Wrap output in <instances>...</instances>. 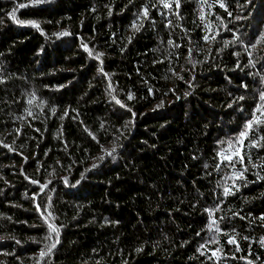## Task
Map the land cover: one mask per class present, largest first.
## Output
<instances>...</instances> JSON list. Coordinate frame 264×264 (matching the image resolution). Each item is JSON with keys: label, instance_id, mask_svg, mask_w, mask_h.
I'll use <instances>...</instances> for the list:
<instances>
[{"label": "trees", "instance_id": "1", "mask_svg": "<svg viewBox=\"0 0 264 264\" xmlns=\"http://www.w3.org/2000/svg\"><path fill=\"white\" fill-rule=\"evenodd\" d=\"M27 2L0 0V264H264V0Z\"/></svg>", "mask_w": 264, "mask_h": 264}, {"label": "snow or ice", "instance_id": "2", "mask_svg": "<svg viewBox=\"0 0 264 264\" xmlns=\"http://www.w3.org/2000/svg\"><path fill=\"white\" fill-rule=\"evenodd\" d=\"M43 2H44V0H28L27 3H20V4H18L17 5V9L18 8L28 7L30 4L31 5H38V4L43 3ZM164 6L165 7H170V5L167 4V3H165ZM177 7H179V4L178 3H177ZM220 7L225 8V5H224L223 2L220 3ZM225 10H227V9L225 8ZM144 15L147 16V11H145ZM229 15H231V13H229ZM12 19H14V20L16 19V17H15V11L12 13ZM18 22L23 23V21H18ZM28 23L32 24V26H34L36 28H39V25L37 23L33 22V21H29ZM134 27H135V25H134ZM136 30L139 31V28H136ZM67 34L68 33H66V32L65 33H60V35H67ZM204 39L207 41L208 40V37L205 36ZM237 39H239V38L237 37ZM262 42H264V34L260 35V38L258 40H256L255 43H253L252 45H250V47L256 48L257 45L261 44ZM168 43L171 44L172 41H169ZM225 47H227V44L225 45ZM85 48H87L86 45H85ZM253 66H255V65H253ZM0 83H3V81L0 80ZM131 98L132 97L130 96L129 99H131ZM239 99L242 100L243 97L241 96V97H239ZM259 100L261 101V103L258 104L254 108L253 118L247 122V125H246L247 130L244 131V132H241V134H240L241 135V138L247 137L248 131H250L253 128V125L254 124L259 125V124L264 123V92H261V94L259 96ZM28 102L30 104L33 103L32 100H29ZM117 103H120V102L117 101ZM229 106L231 107V105H229ZM121 107H124V105L122 104ZM53 111H55V110H53ZM129 111H131V110L129 109ZM256 113H259V116H257ZM29 115H31V112H29ZM132 115L134 117L135 116V113H133ZM262 139H264V137H262ZM229 147H232V145L229 144ZM112 151L114 152L115 149H113ZM111 154H112L111 152L108 153V155H111ZM226 158L230 159L229 157H226ZM241 159H243V157H241ZM238 175H242V174H238ZM33 182L36 183L35 181H33ZM65 182H67V181H65ZM44 187H46V185H41V190H43ZM224 193H225V195H229L230 194L229 189L227 187L224 189ZM39 207L40 206L37 205V208L38 209H39ZM260 219L264 220V217H260ZM215 224H216V221L213 220L211 222V224L209 225V227L212 228ZM48 227H49L51 233H55L56 234V236H57L56 243H59V239H58L59 231H60L59 228L55 227L52 224H49ZM216 231H219V229L217 228ZM48 239H51V235L48 237ZM229 242H234V241H229ZM54 247H55V244H52L51 247L48 249V252H50L51 251V248H54ZM48 252L42 251L40 253L41 257H44L45 255H47ZM213 255H215V253H213ZM249 264H251V262H249Z\"/></svg>", "mask_w": 264, "mask_h": 264}]
</instances>
